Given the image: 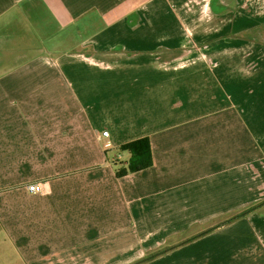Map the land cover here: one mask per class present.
<instances>
[{
  "label": "crops",
  "instance_id": "0c3cea01",
  "mask_svg": "<svg viewBox=\"0 0 264 264\" xmlns=\"http://www.w3.org/2000/svg\"><path fill=\"white\" fill-rule=\"evenodd\" d=\"M127 1L0 0V264L130 262L128 244L119 241L135 239V228L142 234V223L169 199L175 201L167 224L177 227L207 213L188 203L200 184L262 158L234 105L208 111L184 105L176 114L160 113L169 99L159 95L160 78L147 80L144 72L171 71V51L153 54H170L159 66L143 63L152 55L138 48L145 39L142 17L126 18ZM150 1L140 0L139 8ZM233 3L212 0L222 14L233 11L230 30L217 21V36L229 38L233 31L244 37L237 27L257 26L249 16L238 18ZM167 33L154 38L170 49L171 40L186 38ZM104 129L113 149L149 137L152 166L118 178L130 155L125 164L109 162V151L98 145ZM39 181L49 182V194L26 190ZM208 236L170 254L171 264L217 247L219 239ZM221 262L232 261L210 264ZM237 263L264 264L263 251Z\"/></svg>",
  "mask_w": 264,
  "mask_h": 264
},
{
  "label": "rangeland",
  "instance_id": "374dc122",
  "mask_svg": "<svg viewBox=\"0 0 264 264\" xmlns=\"http://www.w3.org/2000/svg\"><path fill=\"white\" fill-rule=\"evenodd\" d=\"M244 1L232 0L236 9ZM127 3L130 4L124 7V12L128 20L138 17L140 22L142 17L145 39L138 48L152 55L149 59L144 58L143 63L159 66V63L167 61L170 54H153L171 51V71L148 69L144 72L147 80L160 78L159 95L169 99L166 103L162 102L160 113L169 114L172 109V114H176L175 110L184 105H192L199 111L234 105L254 133L263 155L255 163L235 170L231 176L220 175L200 184L202 188L188 203L204 207L203 211L206 208L207 213L193 214L177 227L171 222L167 224L172 216L171 202L175 201L169 199L158 214L152 216V221L142 223V234L135 228L132 233L135 239L119 241L123 246L128 244L126 251L130 259V262L120 264H135L255 206L259 207L246 217L239 215L237 221L207 234L219 239L217 247L209 248L213 253L192 251L188 253V259L180 264H192V259H197L194 264H210L221 259L232 262L217 264H238L237 261H244L262 251L264 254V0H248L239 7L237 17L249 16V23L254 22L257 26L250 30L237 27V30L243 31L240 36L244 37H235L232 31L229 38L217 36V21H223L224 30H230L229 20L233 11L226 9L222 14L218 4H212V0H151L142 2L141 8L140 0H128ZM136 3L138 6H135ZM113 14L118 15L119 9ZM100 24L97 23V26ZM169 31L171 35L186 38L171 40V49L159 45V40L154 37H167ZM118 63L120 60L113 59V64ZM169 121L161 119V122ZM108 151L105 156L109 162L117 160L118 164H125L128 160V152L120 149ZM188 224L189 228L181 231ZM173 226L178 229L176 234L179 236L171 234L170 237L169 231L176 230L172 229ZM178 249L183 248L174 251ZM215 250L217 253H214ZM174 251L143 264H171V257L168 256Z\"/></svg>",
  "mask_w": 264,
  "mask_h": 264
},
{
  "label": "trees",
  "instance_id": "16d2710c",
  "mask_svg": "<svg viewBox=\"0 0 264 264\" xmlns=\"http://www.w3.org/2000/svg\"><path fill=\"white\" fill-rule=\"evenodd\" d=\"M120 151L123 152H128L130 155L129 161H128V166L127 168H121L117 171L116 176L118 178L124 177L127 174H133V173H138L141 172L145 169H148L152 166L153 162H152V151H151V142L149 137H141L138 139H135L133 141L124 143L120 146ZM259 206H255L254 208H250L244 212H242L241 215L243 218L244 216L246 217V215H248L251 211H255ZM235 216L232 217L231 219L222 222L220 224H217L216 226H213L211 228H209L208 230H206L203 233H199L196 236L181 241L179 244L172 246V247H166L164 250H162L159 253L156 254H152L148 257H146L145 259L135 263V264H143V263H147L149 261H153L154 259H156L159 256H163L166 255L172 251H174L177 248L183 247L193 241H195L196 239L203 237L219 228L225 227L230 225L231 223L237 221L238 219H240V216Z\"/></svg>",
  "mask_w": 264,
  "mask_h": 264
},
{
  "label": "built area",
  "instance_id": "2783aa9c",
  "mask_svg": "<svg viewBox=\"0 0 264 264\" xmlns=\"http://www.w3.org/2000/svg\"><path fill=\"white\" fill-rule=\"evenodd\" d=\"M98 145L104 151L115 148L113 141L111 140L110 133L107 129L101 131L100 137L98 138ZM119 159V156L117 157ZM26 190L32 194H49L51 191L49 182L39 181L36 183L28 184Z\"/></svg>",
  "mask_w": 264,
  "mask_h": 264
}]
</instances>
